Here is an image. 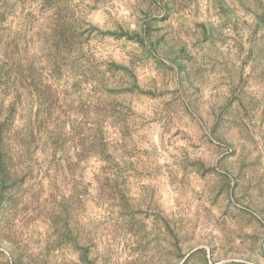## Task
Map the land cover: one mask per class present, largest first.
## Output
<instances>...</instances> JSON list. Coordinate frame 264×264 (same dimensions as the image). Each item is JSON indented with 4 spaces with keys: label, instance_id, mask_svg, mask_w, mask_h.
Wrapping results in <instances>:
<instances>
[{
    "label": "clouds",
    "instance_id": "obj_1",
    "mask_svg": "<svg viewBox=\"0 0 264 264\" xmlns=\"http://www.w3.org/2000/svg\"><path fill=\"white\" fill-rule=\"evenodd\" d=\"M0 264H264V0H0Z\"/></svg>",
    "mask_w": 264,
    "mask_h": 264
}]
</instances>
